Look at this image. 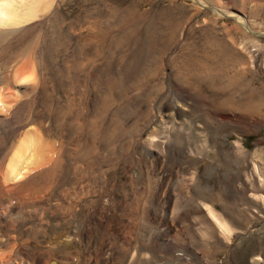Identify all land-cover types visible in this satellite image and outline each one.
<instances>
[{"label": "rangeland", "instance_id": "rangeland-1", "mask_svg": "<svg viewBox=\"0 0 264 264\" xmlns=\"http://www.w3.org/2000/svg\"><path fill=\"white\" fill-rule=\"evenodd\" d=\"M104 1L109 8L118 9L117 18L111 17ZM202 1L49 0L47 5L41 3L35 18L11 27L14 31L0 28V71L8 76L0 88L5 90L6 104L10 106L0 113V175L6 171L8 150L14 151L12 143L35 126L48 129V137L55 140L49 143L52 149L47 157L56 155L63 143L71 152L73 167L85 165L81 173L77 170L65 178L57 194L50 197L53 203L62 199L65 206L68 201L75 202L78 211L71 219L64 215L60 224L52 220L47 232L51 243L71 235L79 240L77 247L85 254L84 260L93 262L111 263L121 256L130 261L139 253L147 255L145 261L264 264V106H257L264 104V0ZM215 7H226L244 16L250 30L239 25L236 14L219 15ZM162 11L169 13L174 28L180 25L165 49L159 38L161 27L155 19ZM60 13L71 31L79 33L85 42L92 34L109 31L107 44L98 40L104 35L88 42L92 55L81 67L76 65L70 83L55 66L53 73L46 68L52 59V25ZM109 16L114 19L112 25L107 21ZM155 26L158 42L153 52L157 57L151 54L154 69L146 75V70L134 71L111 94L108 79L114 74L122 78L125 71L138 65L122 61L121 57L145 52L147 31ZM134 27L137 32L131 35ZM188 34L194 37L193 42H199L197 47L185 46ZM228 44L232 49H223ZM114 51L117 55L112 61L110 52ZM235 51L243 53L242 61ZM203 61L210 71L219 66L221 70L217 67L216 71L222 77L218 75V80L227 87L219 89L222 86L216 82L220 87L209 84L210 88L199 90L194 76L195 71L205 69ZM26 64L35 69L34 83L17 82L20 87L8 88L15 71ZM96 66H105L104 82L108 83L98 87L101 90L95 87ZM118 116L124 130L121 137L112 134L113 121ZM149 208L155 211L156 219L161 216L169 221L155 224L154 220L155 227L169 236H163L154 249L147 250L143 219ZM212 210L228 223L229 234L203 223L204 215ZM213 221L212 217L209 223ZM24 230L20 242L27 238ZM178 253L183 254L177 257Z\"/></svg>", "mask_w": 264, "mask_h": 264}, {"label": "bare ground", "instance_id": "bare-ground-1", "mask_svg": "<svg viewBox=\"0 0 264 264\" xmlns=\"http://www.w3.org/2000/svg\"><path fill=\"white\" fill-rule=\"evenodd\" d=\"M43 2L45 3V0L42 2H41V0H32V1L31 0H22V1L21 0H0V28H3L4 30H5V28L11 29V30L7 29L6 32L7 31L8 32L14 31V29H12L11 27L15 28L16 25L19 26L21 23H24V22L26 23L27 21L35 18L34 16L40 14L39 13L41 10L40 8L42 7L41 3H43ZM47 2L45 3V5H47ZM104 2H105V6L109 8L110 4H108L107 1H104ZM197 2H199L201 4L204 3V1H202V0H197ZM45 7H47V6H45ZM109 9L111 10L109 12L110 15H111V12L113 14V16L111 15L112 18H117L119 16L118 15L116 17V14H119L118 13L119 11H117L118 9H116L115 6H111ZM215 9H216L215 11H217V13L219 15H227V16L232 15L233 16V14H234V11H231L228 8L226 9V7L222 8V9H219V7L218 8L215 7ZM170 12H172V11H170ZM122 14H123V12H122ZM124 14H126V13H124ZM235 14L234 15L237 18L239 25H241L244 29L250 30V23H248V25H247V22H249V21H247L244 16L237 14L236 12H235ZM168 15H169V13H168ZM168 15L166 14V12L162 11V12L158 13V15H156V17H155L158 25H160V27H161L160 28L161 30L159 33L161 35L159 36V38H162L161 42H163L164 49L169 44V42L172 41V39H174V37H175L174 34H177V32H179V28H180L179 27L180 25H176L177 27H175V28L173 27V25L171 23L172 21L169 20L170 17ZM120 16H121V14H120ZM122 16L125 17V15H122ZM112 18H110V16H109V18H107L108 19L107 21L110 20V23H111V21L113 23L114 19L111 20ZM54 21L55 22L52 25L53 26L52 33H54V34L53 35L51 34L52 38H51V46H50V47H52V51H51V54H49L52 56V59L50 61L48 58V60H49V62H51V64L49 65V67H47V65H46V68H48L47 72L53 73V72H51V70H53V67L55 66L54 67L55 70L62 76L66 75L65 76L67 78L66 81L70 83L72 77H74L73 74H74V71H75L74 68H76V65L81 67L85 63V60L88 59V56L92 55V52L90 51L91 48L89 49V46L91 44L89 45L88 42L89 43L91 41L93 42L94 38L97 41V39H96L97 36L99 37L100 35H104V36H101L98 40H99V42L101 41L102 44H104V43L107 44L108 39L106 40V36L109 34L108 33L109 31L106 30L103 33H100L101 32L100 31V32H98V34L97 33L92 34L91 39H89V41L85 42V41H83V38L79 33H76V32L73 33V31H71L70 26H68V24H65L66 23L65 18L63 17V15L61 13L58 14L57 16H55ZM112 23H111V25H112ZM178 23H179V21H178ZM192 28L194 29V27H192ZM192 28L190 30V33H191V31H193ZM208 28H209V31H213V32H217V30H218L214 27L213 28L206 27V30ZM107 29H109V28H107ZM110 29H112V28H110ZM156 29H157L156 26L154 28H151V30L147 29L148 30L147 32L149 34L148 49L146 47V51L142 52V54H139V55H143V56H141L142 58L138 55V52L136 53V57L134 55H130L129 57L127 55L121 57L122 61L128 60L130 62V64H135L138 62L139 66L137 64H135L133 67H131L133 70H130L129 72L125 71L126 75H124V76L122 75L123 76V77L121 76L122 78H119V76L116 77L115 74L112 75L108 79V80H110V82H109L110 84L107 87L108 89H111V92H110L111 94L113 93V89H116L118 86H121L120 82H126L127 79L130 78L132 74H134V71L142 73L146 70L144 72L145 75L147 74V72H149V71L151 72V70L153 68V64L155 62V60L153 59L152 56L154 55L153 52L157 46L156 42H158L157 36L155 38L156 34H154L157 32ZM0 30H2V29H0ZM130 31L129 32L131 33V35L133 34L134 31L137 32L135 27L130 29ZM219 32H220V30H219ZM219 32H218V34H219ZM90 34H89V37H90ZM218 34H215V35H218ZM188 35H190V36L186 39L187 42H186L185 46L188 44V46L193 45L194 47H197L199 45V42H197V41L193 42L195 40L194 37L191 39V34H188ZM222 38H224V37H222ZM213 42H216V41H213ZM223 42H225V41H223ZM244 43H246V42H244ZM95 44H96V42H95ZM233 44H234V42H233ZM228 45H225L223 47V49H232V46H230V45L228 46ZM219 46H220V48H222L221 45H219ZM236 46H234V47H236ZM108 47H110L109 44H108L107 48ZM113 48H115V47H113ZM220 48H218V49H220ZM93 49H96V47L94 46ZM164 49H162L161 52ZM93 51H95V50H93ZM231 52H232V50H231ZM235 52H237V51H235ZM93 53H95V52H93ZM151 54H152V56H151ZM110 55H111L110 58L112 59V61L116 60L117 51H114L113 53L110 52ZM154 56H156V54ZM183 56H185V54ZM191 56L192 55H190L189 57H191ZM234 56L235 55H233V57ZM237 56H238V59L240 61L242 59L243 53L241 54V52L238 51ZM237 56H236V58H237ZM159 57H160V55H159ZM185 57H187V55ZM246 59H247V56H246ZM246 59H244V60H246ZM246 61H244V62H246ZM118 63H120V62H118ZM181 64H182V62H181ZM207 64L206 63L204 64V61H203L202 66L205 69H203L202 71H199V73L197 71H195L196 73L194 72L195 73L194 80H195L196 84L197 83L200 84V86L198 88H199V90L201 89L202 91L204 88H210L209 84H211V86L213 85V87L218 86L215 84L216 82H219V85L221 84L220 80H218L219 79L218 75H220V73L216 71L217 67L219 68V66H217L216 69L214 68L213 71H210V69H209L210 66L208 68ZM2 65H4V64H2ZM185 65H186V63H185ZM231 65H232V63H231ZM28 66H30V65L26 64L24 66L18 67L19 69H17L15 71V75H13L14 76V78H12L13 82L10 84L8 83V85H7L8 88L20 87V85H18L17 82H26V84L32 83L33 79H35L34 74H36V72L33 71L35 69H32L33 68L32 66H31V68H29ZM184 67H185L184 69H187L186 66H184ZM189 70H191V69H189ZM104 72H105V66L104 67L103 66H99V67L96 66L95 67L93 75H94L96 88L100 87L101 85H103V83L106 82V80L104 82V76H105ZM194 73L191 72V74H194ZM186 74H187V70H186ZM51 76H53V75H51ZM55 76L57 77V74ZM6 77H8L6 72L0 71V83L5 81L7 79ZM140 77H141V75H140ZM191 77H192V75H191ZM53 80H55V79H53ZM107 83H108V81L106 82V84ZM220 86H222V85H220ZM220 86H218V87H220ZM27 87L28 86H26V88ZM225 87H227V84L220 87L219 89H222ZM1 88H3V87H1ZM1 88H0V113L8 111L10 108V106L8 104H6V101L8 100V98L5 95V90L1 89ZM228 88H229V85H228ZM99 90H101V89H99ZM25 91H24V94H25ZM233 91L236 92L235 90H233ZM16 92H18V91H16ZM32 92H34V91H32ZM234 92H233V95H234ZM237 93H238V91H237ZM237 93H235V94H237ZM13 94H14V92H13ZM5 98H7V100ZM249 99H250V97H249ZM226 101H228V100H226ZM260 105L264 106V104L262 102L257 104L258 107H260ZM130 109H131V107H130ZM20 116H22V115H20ZM115 116H117V114ZM20 120H21V118H20ZM120 121H121V119L119 116H118V119L115 118V121H113L114 122V130H112V132H113L112 134L118 135V137H119V135L121 137L124 134V130L121 127L122 125H121ZM111 124H113V123H111ZM45 129L43 130V128L41 126H35L34 128H32L30 130L28 129V130L24 131L22 133L21 137L20 138L18 137L17 140H15V142L12 143V147H13L12 149H14V151L7 149L10 152V154H9L10 156L9 157L7 156L9 161L7 163L6 171L5 172L3 171L4 174L2 173L3 175H0V264H50L51 261H53L54 264H218L217 263L218 261H166V262L165 261H145V260H147V255H142L139 253H137L136 255L134 254L135 256L131 257L130 261H126L124 256H121V258L117 259V261L114 260L111 263H108L107 261L103 262L102 260H101V262L100 261H94V262L93 261H85L84 260L85 254L83 256L82 253L80 252L79 248L77 247L79 240L72 238L73 236L69 235L67 240L62 239V237H60L61 239L59 238L60 240L58 242L51 243V241L48 239L49 236L47 235L48 234L47 232H48L49 225L52 222V220L55 219V221H57L60 224L63 221L64 215H65V217L67 216L71 219L78 213V211L76 209L75 202L73 203L72 201H68L67 205L65 206V203L63 202L62 199H60L61 200L60 201L58 198H56L59 201H56L55 203H53V202H51L50 197L57 194L56 189L58 188L59 184H62V182H64L63 180H65V178L67 179V177L72 176V174H74L75 171H77V170H78V174L81 173L82 170L84 169L83 167H85V165H83V166L80 165L79 168H74L73 167V161L74 160H73V158H71V152H69L67 150L66 145L63 143L60 145L59 150L58 149H57L58 151L56 150L57 151L56 155L51 156V157H49V156L47 157L46 153L52 149L50 145L53 144L55 142V140H53V139L50 140V137H48V135H47L48 129L46 131H45ZM109 129H110V127H109ZM157 134H158V132H157ZM158 136H159V134H158ZM152 137H153V135H152ZM154 138H155V136H154ZM116 139H117V137H116ZM50 141H51V144L49 145ZM55 148H56V146H55ZM87 152L90 153L91 151L89 152L87 150ZM7 155H8V152H7ZM3 156H5V153ZM87 157H88V154L85 157L86 162L84 161L86 164H88L87 160H89ZM46 160L49 162L48 165H47L48 162ZM77 163H79V162H77ZM66 187L67 186H65L64 188H66ZM71 191H73V190H71ZM58 193H59V190H58ZM59 196L61 198L60 194H59ZM36 197H39V199H36ZM75 197H76V195H75ZM66 202H67V200H66ZM146 212L147 213L144 215V219H143L144 220L143 224L145 225V229H144L143 234H144V237H147V238L145 239V241H143V243H145V247L148 250V248H150V247L152 249H154L156 242L158 243L159 240L164 238L163 236H166V235L169 236V234H167L166 232H163L160 229H157L155 227V224H159L162 221L164 223L166 221H168L166 218L160 216L156 219L155 218V215H156L155 211L153 212L150 208ZM215 212H218V211L212 210V212H210L208 214L206 213V216L204 215V217L202 218L203 223H205V225L209 224L211 227H212V225H213V227L214 226L218 227L220 229L219 232L221 234L223 233V234L227 235V233L229 232V229L227 227L228 223L227 224L224 223V221ZM196 213H197V211H196ZM95 215L93 214L91 216V220L93 219V221H94ZM212 217H213L214 221L212 222V224H210L211 223L210 219ZM155 219H156V221L154 224ZM182 222H185V221H182ZM203 223H201V224H203ZM172 225H173V223H172ZM152 227L155 228L154 231H149ZM214 228H213V230H214ZM24 229H26L27 238L24 239V242H20V240H19L20 236L23 234L21 231H25ZM230 229H232V228H230ZM90 230H91V228H90ZM204 230H205V228H204ZM210 231H211V229H210ZM210 231H208V232H210ZM178 232H180V231H178ZM145 233H147V235H145ZM214 233H215V230H214ZM90 234H92V233H90ZM154 234L156 235V237L154 236ZM168 236H166V237H168ZM87 238H88V236H87ZM87 238H86V240H87ZM80 242H82V241H80ZM80 242H79V244H80ZM89 243H90V241H89ZM165 244L166 243H164V245ZM39 245H44V248H41V246H39ZM170 253H171V250H170ZM79 254H80V256H79ZM182 254L183 253H178L177 257L178 256L180 257V255H182ZM121 255H123V254H121ZM128 257H129V255H128Z\"/></svg>", "mask_w": 264, "mask_h": 264}]
</instances>
